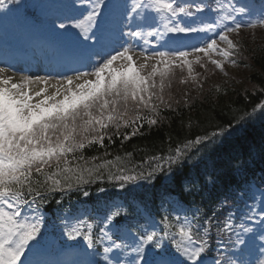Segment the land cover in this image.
<instances>
[{
	"label": "snow or ice",
	"instance_id": "1",
	"mask_svg": "<svg viewBox=\"0 0 264 264\" xmlns=\"http://www.w3.org/2000/svg\"><path fill=\"white\" fill-rule=\"evenodd\" d=\"M79 3L90 10L71 25L60 22L59 28L77 29L84 41H88L94 35L102 4L101 0H79ZM189 7L179 5L176 0H138L132 5V12L142 19H146V10L155 12L158 26L154 31H132L128 35L147 43V37L164 39L168 34H176L177 38L167 42V51L146 54L144 51L137 53L132 46L122 47L90 65V70L73 69L72 75L65 73L62 79L53 75H38L35 79L27 75L17 77L8 67H0V264H33L25 253L33 242L37 246L40 244L44 225L39 206L48 194L63 193L102 180L105 174L109 180L121 182V187L140 178H151L155 171L163 170L161 159L170 169L181 162L191 145H199L208 139L197 138L183 148L170 150V155L165 158L153 156L155 169L147 172L146 177L143 171L132 174L133 170L128 168L126 161L131 158V153L123 157L116 155L113 159L84 154L85 149L98 145L104 149L103 157H107L110 153L105 147L106 139L111 142L115 135L121 137L123 144L139 134L145 123L150 127L158 124L160 106L171 107L164 92L166 87H171L177 69L187 72V77L180 80L187 84L189 78L197 81L194 65L205 71L209 64L221 71L227 63L235 66L232 57L239 53L240 45L230 34L239 35L242 27L264 28V14L242 24L235 16L244 13L245 9L225 3L216 8L218 20L182 25L176 17L181 14L192 16ZM6 8V0H0V9ZM195 8L196 12H202L205 5L197 4ZM128 19L131 21L132 17ZM208 32L217 38L210 37L202 42V46H193V50H184L185 41L178 38L179 34ZM62 34L73 35L71 32ZM257 107L264 113V102ZM145 112L148 115H144ZM122 128H131V132L122 133ZM84 195L88 193L84 192ZM250 213L251 218L257 215L252 209ZM122 214H127L122 205H113L109 209L98 239L93 238V225L84 221L76 226H66L67 235L71 240L83 237L90 248L100 244L105 264H174L163 252L157 259H146V246L161 248V239L155 230L146 229L139 234L130 229L121 231L117 218ZM161 223L164 236L171 238L187 264H205L202 256L208 246L210 218L201 225L197 214L191 218L178 215L174 220L166 216ZM85 227L87 231L83 230ZM240 229L242 231L236 232L235 243H243V233L250 231L243 223ZM114 230L119 233L117 239H113ZM217 231H235L232 218L229 217L223 227L218 226ZM114 250L117 255L110 258L109 254ZM121 253L125 257L123 260ZM133 253V258L127 259ZM215 264H221V260L217 259ZM224 264H236V261L229 257Z\"/></svg>",
	"mask_w": 264,
	"mask_h": 264
},
{
	"label": "trees",
	"instance_id": "2",
	"mask_svg": "<svg viewBox=\"0 0 264 264\" xmlns=\"http://www.w3.org/2000/svg\"><path fill=\"white\" fill-rule=\"evenodd\" d=\"M242 38L241 47L246 52V60L241 76L237 77L242 83L235 81L232 87L218 88L205 75L196 82L185 84L180 82L182 77L176 70V78L164 92L171 107L160 106L158 124L150 127L145 123L139 134L123 144L121 137L115 135L111 142L106 139L105 147L110 153L107 157H103L104 149L98 145L85 149V156L99 155L105 159L131 153V158L126 161L128 168L133 170L132 174L143 171L146 177L147 172L155 169L156 162L151 160L153 156L165 158L170 155V150L183 148L200 137H208L207 142L219 138V133L236 125L232 136L213 144L206 160L192 156L196 153L193 150L195 145H191L181 162L173 164L170 169L161 159L162 171H155L151 178L125 184V190L137 199V204L128 209L133 216H139L141 206L149 212L156 209L155 216L163 220L170 202L178 198L192 209L199 208L205 219H211L214 214L210 231L213 238L221 233L217 231L218 226L222 227L231 214L237 215L241 193L259 182V186L264 187V113L257 107L264 102V91H261L264 89V37L258 39L259 35L256 38L253 34ZM121 132L130 133L131 128H122ZM213 132L218 135L213 136ZM205 162L208 163L204 170L197 168ZM108 180L105 174L102 181ZM109 181V187L119 183ZM81 186H85V190ZM81 186L77 188L82 193L90 189L85 184ZM95 197L96 192H90L89 201Z\"/></svg>",
	"mask_w": 264,
	"mask_h": 264
},
{
	"label": "rangeland",
	"instance_id": "3",
	"mask_svg": "<svg viewBox=\"0 0 264 264\" xmlns=\"http://www.w3.org/2000/svg\"><path fill=\"white\" fill-rule=\"evenodd\" d=\"M113 1V0H112ZM76 10H77V12H80V11H84V14H86V12L88 11V7H87V5H81L80 3L79 4H76ZM44 15H46V17L49 19V23L50 24H55V25H59L60 24V22H64V21H62V19H60V18H53L52 16H55V13H54V8L53 7H51V8H49L48 10L45 8L44 9ZM62 10H60L59 11V16L61 17V14H62ZM82 14L83 13H81V14H79V17L81 18L82 17ZM52 15V16H51ZM77 17H78V15H77ZM76 18V17H75ZM43 31H44V33H45V36L46 37H49V38H51L52 39V37H54V36H56L55 35V33H57V32H59V31H62V29H60L59 28V26H58V28H52V27H50L49 25H45L44 26V29H43ZM62 39V38H61ZM154 39V38H153ZM32 65H33V67H34V69H37L38 67V63H32ZM32 77V76H31ZM33 79H35V77H32ZM244 85H246L247 86V84L246 83H244ZM245 245V244H244ZM243 245V246H244ZM106 246V245H105ZM261 250V249H260ZM242 252H244L243 250H242ZM261 255L262 254H260V255H258L257 253L255 254V256H257V258L258 259H261L260 257H261ZM110 256V255H109ZM238 256H240L239 254H238ZM111 258V257H110ZM247 262V260H244L243 259V257L241 258H239V261L237 262V264H243L244 262ZM262 261H264V259L262 260Z\"/></svg>",
	"mask_w": 264,
	"mask_h": 264
}]
</instances>
